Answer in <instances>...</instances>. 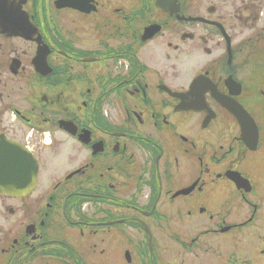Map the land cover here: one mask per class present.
<instances>
[{"label":"flooded vegetation","instance_id":"obj_1","mask_svg":"<svg viewBox=\"0 0 264 264\" xmlns=\"http://www.w3.org/2000/svg\"><path fill=\"white\" fill-rule=\"evenodd\" d=\"M4 140L0 264H264V0H0Z\"/></svg>","mask_w":264,"mask_h":264},{"label":"water","instance_id":"obj_2","mask_svg":"<svg viewBox=\"0 0 264 264\" xmlns=\"http://www.w3.org/2000/svg\"><path fill=\"white\" fill-rule=\"evenodd\" d=\"M4 151V154H0V191L1 192H9V191H17V190H28L30 189L31 179H26L25 176L18 177L17 175L13 176L11 180L18 181V180H25L22 184L18 185L17 183L9 184L6 183L9 178L6 175L7 172H13L19 171L20 162L16 161V158L18 156H23L21 153H17L19 151V146H17L15 143L9 141H0V152ZM27 170L21 169L24 174L27 175L32 174L33 169L31 166L26 167Z\"/></svg>","mask_w":264,"mask_h":264}]
</instances>
